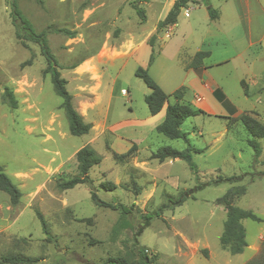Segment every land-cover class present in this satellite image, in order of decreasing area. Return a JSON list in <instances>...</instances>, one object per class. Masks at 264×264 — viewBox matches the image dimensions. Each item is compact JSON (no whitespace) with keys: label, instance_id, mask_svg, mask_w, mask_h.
<instances>
[{"label":"rangeland","instance_id":"1","mask_svg":"<svg viewBox=\"0 0 264 264\" xmlns=\"http://www.w3.org/2000/svg\"><path fill=\"white\" fill-rule=\"evenodd\" d=\"M10 1L0 0V165L21 195L12 205L0 191V264H9L3 257L14 254L38 258L33 264H103L109 257L131 259L141 252L155 264H264V139H258L261 153L256 156L239 120L247 113L264 122V90H259L264 39L262 45L249 46L250 40L264 38V0L251 4L247 17L235 0H203L202 6L221 9L220 19L210 23L206 7L190 3L161 39L157 17L169 0H16L34 31L46 33L73 105L91 124L79 136L69 133L38 44L15 36ZM134 6L144 9L145 20ZM198 48L210 53L204 79L225 93L227 103L206 92L195 97L187 88L183 100L198 99L212 110L183 122L188 142L127 125L150 115L144 101L150 90L135 69L147 68L169 93L190 85L181 64ZM104 49L108 54L102 56ZM84 61L94 71L79 72ZM132 143L136 149L118 157ZM86 145L101 157L89 170L90 182L60 188V182L79 176L75 154ZM166 146L200 150H191L197 174L184 160L150 158ZM233 175L241 178L209 183ZM102 183L115 187L106 190ZM204 183L209 184L180 205L170 203ZM241 187L244 193H237ZM91 190L109 204H124L130 213L121 217L117 209L94 204ZM228 190L231 204L262 219L241 221L247 246L240 254H230L219 243L226 210L218 198Z\"/></svg>","mask_w":264,"mask_h":264},{"label":"trees","instance_id":"2","mask_svg":"<svg viewBox=\"0 0 264 264\" xmlns=\"http://www.w3.org/2000/svg\"><path fill=\"white\" fill-rule=\"evenodd\" d=\"M142 2H148L149 0H141ZM188 2H193L195 4L199 3L195 0H174L171 8L166 13L165 17L162 20H159L157 23V29L163 30L169 25L174 24L177 21L178 15L181 10L188 4ZM10 4V16L11 22L15 27V36L19 39H26L35 41L40 51L46 61L45 72L50 74V79L53 85L54 92L61 97L62 102L60 107L63 108L67 122L69 133L75 136L87 134L91 128V124L86 123L83 120V116L76 110L72 102V95L68 92L66 88V80L60 76V73L57 69V62L54 56L52 55L50 48L47 43L46 33L44 31L35 32L31 23L23 15L21 10L18 7L16 0H11ZM207 10L209 17L214 19L216 17V10L211 8L207 3ZM136 13L141 20H145L144 9L134 6ZM154 35L150 37L149 45L151 46V51L153 47L152 39ZM151 52L149 56V63L153 61L154 55ZM209 55L208 51H197L188 67L198 68L201 64V59ZM134 75L140 78L144 84L150 89V92L144 95V101L148 107L150 115H154L159 112L162 107L166 104L164 119L155 126L154 130L157 133H160L170 139H182L185 142H188L187 132L183 131L182 124L183 122L195 115H206L208 114L203 109L194 106L190 102L183 100L185 89L183 86L174 90L171 93H166L160 87V85L150 76L148 69L142 66H138ZM240 84L244 89V94L248 96V88L244 84V80H240ZM213 96L222 104H226L227 100L224 97L223 92L220 88H215L213 90ZM10 103L12 107H16V99L9 93ZM223 117V116H220ZM239 120L243 125L246 132L249 134L250 138L247 139V143L254 149L256 156L261 153V145L258 139H264V122L256 119L255 117L242 113L239 116ZM136 144L132 143L130 148L122 155L118 157L127 156L131 150L136 149ZM191 150L200 151L195 148L187 147L184 150H178L170 146L162 147L150 154V158L158 159L160 162H163L166 159H181L184 160L193 173L197 174V169L192 161ZM76 161L78 163L79 176L71 177L65 181L59 183V187L62 189L73 188L77 184L90 182L89 170L92 166L98 164L101 160V157L96 153V151L89 145L83 146L76 151L75 154ZM240 176H227L212 180L210 184H218L221 182H233L239 180ZM207 183V184H209ZM207 184H197L196 187L186 190L182 195L177 199L170 200L172 205H180L184 200H186L188 194L192 193L195 190H198L204 187ZM101 186L106 190H111L115 186L112 183H102ZM0 191H3L9 195L12 205L18 203L20 198L19 189L13 184L10 178L6 175L3 170V167L0 165ZM244 193V188L241 187L238 189L237 193ZM233 193L231 190H228L223 196L218 198L219 202H222L225 206L226 215L223 221V228L221 235L219 237L220 245L226 249L230 254H240L244 251L247 246L246 241V232L245 227L242 224L243 219H250L252 221H262V219L254 214L251 210L241 208L231 204V197ZM90 198L94 204L99 206L111 207L117 209L120 213V216H126L130 213L128 207L124 204H109L101 200L96 193L91 190ZM150 214L145 215V218L148 219ZM38 218L41 221L43 232L49 235L48 226L43 218V216L38 213ZM3 261L9 264H33L38 261V258L23 256V255H8L3 257ZM103 264H155L153 260L141 252L139 257H132L127 259L124 257H109ZM247 264H263L261 262L251 260Z\"/></svg>","mask_w":264,"mask_h":264},{"label":"crops","instance_id":"3","mask_svg":"<svg viewBox=\"0 0 264 264\" xmlns=\"http://www.w3.org/2000/svg\"><path fill=\"white\" fill-rule=\"evenodd\" d=\"M195 1H198L199 3L195 4V5H198L200 7H203L201 4V2H203V0H195ZM227 1V0H226ZM236 2L240 3L241 4V7L240 10L246 15V17L248 16V14L251 12V4H255V5H258V4H261V0H235ZM152 2V0L150 1ZM174 0H169L167 1L165 4H161V7H160V13L157 17V23L159 20H162L166 13L169 11V9L171 8L172 4H173ZM190 3H193V2H188V4ZM150 4V3H149ZM152 4V3H151ZM187 4V5H188ZM210 4V3H209ZM211 8L215 9L216 10V17L214 19H211L209 17V13H208V10H206V13H205V18L208 19L209 23L210 22H213L215 20H218L220 19L222 13H221V9L220 10H217L215 7H213L211 4L209 5ZM206 7L207 9V6H204ZM188 9V12H189V8H185L184 9V13H185V10ZM262 10L264 11V8H262ZM180 14V13H179ZM179 16V15H178ZM177 22V21H176ZM176 22L172 25H169L167 26L166 28H164L163 30H161L160 32V35L158 36V39H161V34L163 32H165L166 34H168V31H171L173 30V28L176 26ZM264 37V34L263 36ZM263 39L264 38H261V39H255V40H250L249 41V46H253L254 44H260L262 45L263 43ZM144 45H147V44H144ZM197 51H204V49H201V48H198L196 49L195 52H193V54H190L189 56L186 57L184 63L181 64L182 68L186 71V74L189 76L190 78V85L189 86H184V89H185V92H184V96L186 95L187 93V88L189 89V94H193L195 97H198V96H202L203 97V92H206L207 94L211 93L212 96H213V90L215 88H219V87H216L215 85L212 86L211 84V81H206L204 79V74H206V69L208 68L206 66V63H205V59L210 55L206 56V57H203L201 59V64L198 68H192V67H188V64L190 63V61L192 60L194 54L197 52ZM118 57V56H116ZM83 63V62H82ZM79 64L77 66V69H79L80 65ZM261 85V84H260ZM178 89V88H177ZM150 90V89H149ZM176 90V89H175ZM259 90H264V84H262L259 88ZM174 90H172L171 92H173ZM222 91V90H221ZM150 92V91H149ZM165 92V91H164ZM169 92V93H171ZM223 92V91H222ZM167 93V92H166ZM148 94V93H147ZM224 94V97L225 99L227 100L228 98L226 97L225 93L223 92ZM146 95V94H145ZM214 97V96H213ZM215 98V97H214ZM190 101L188 100H185L186 102H190L192 103L194 106L196 107H199L201 109H203L205 112H207L208 114L210 113V111H212L211 109L209 108H204L201 104H199L197 101L198 99H194V98H189ZM215 100L217 102H219L216 98ZM221 103V102H219ZM222 104V103H221ZM165 107H166V104L162 107V109L157 112L156 114L154 115H148L146 117H144V119H141V120H138V119H132L131 121H127V125H133L136 126L137 128H139L142 132H146V131H152L154 130L155 126L157 124H159L163 119H164V115H165ZM141 132V133H142ZM178 158L176 159H168L169 161H175L177 160ZM167 160V159H166ZM167 160V161H168Z\"/></svg>","mask_w":264,"mask_h":264},{"label":"bare ground","instance_id":"4","mask_svg":"<svg viewBox=\"0 0 264 264\" xmlns=\"http://www.w3.org/2000/svg\"><path fill=\"white\" fill-rule=\"evenodd\" d=\"M107 54H108L107 50L104 49L101 51L100 55L105 56ZM89 63H90V61H84L82 63V65H80V67H79V72H83L86 70L94 71V68L92 66H90Z\"/></svg>","mask_w":264,"mask_h":264},{"label":"built area","instance_id":"5","mask_svg":"<svg viewBox=\"0 0 264 264\" xmlns=\"http://www.w3.org/2000/svg\"><path fill=\"white\" fill-rule=\"evenodd\" d=\"M186 16L188 15V9L185 10V13H184Z\"/></svg>","mask_w":264,"mask_h":264}]
</instances>
